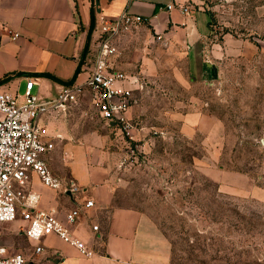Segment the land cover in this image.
Listing matches in <instances>:
<instances>
[{
  "label": "rangeland",
  "instance_id": "rangeland-1",
  "mask_svg": "<svg viewBox=\"0 0 264 264\" xmlns=\"http://www.w3.org/2000/svg\"><path fill=\"white\" fill-rule=\"evenodd\" d=\"M188 1L230 54L200 79L184 51L140 26L117 38L124 62L140 59L145 91L133 140L118 124L92 126L110 154L114 204L143 213L174 264H264V194L251 191L264 189V0ZM24 92L13 93L19 105ZM202 112L220 122L207 135L175 117Z\"/></svg>",
  "mask_w": 264,
  "mask_h": 264
},
{
  "label": "crops",
  "instance_id": "crops-1",
  "mask_svg": "<svg viewBox=\"0 0 264 264\" xmlns=\"http://www.w3.org/2000/svg\"><path fill=\"white\" fill-rule=\"evenodd\" d=\"M99 2L100 13L95 5L96 22L101 17L118 18L126 10L144 17L141 32L150 31L170 49L184 51L197 78L214 73L211 61L230 54L231 44L223 47L211 38L208 12L194 11L188 0ZM95 3L96 0H0V92L13 94L34 79L35 94L42 100L55 98L68 85L45 75L68 83L78 69L79 74L71 85H82L90 75L98 50L95 28L88 41ZM169 4L175 7L168 10ZM184 6L188 7V14L182 10ZM131 37H125L124 45H128ZM132 58L129 63L124 62L119 52L114 69L126 75L124 85L133 90L129 113L133 122L134 115L141 109L139 94L145 91V87L139 89L135 80L142 82L145 74L138 69L132 70L140 61L135 56ZM146 74L153 75V68H148ZM87 112H94L89 94L67 114L53 113L40 121L46 131L43 141L53 146L42 159L55 176L72 179L80 185L82 193L72 196L50 189L35 173L31 174L25 190L39 195V209H56L61 219L69 212L80 211L74 234L96 254L86 258L56 235L46 236L41 241L29 239L25 233L28 222L21 215L14 222L3 225L0 245L9 255L25 256L28 264H174L169 245L143 213L115 206L110 154L101 148V138L92 127L106 120L95 113V119L90 120L85 116ZM175 117L182 122L184 130L189 131L191 127L203 135L213 132L220 123L203 112ZM221 184V189L226 187ZM228 188L246 191L237 186ZM254 190L264 194L262 188L251 187V191ZM88 200L94 202V207L85 208ZM94 226L98 230L95 231ZM38 247L42 248L40 254L36 253Z\"/></svg>",
  "mask_w": 264,
  "mask_h": 264
},
{
  "label": "built area",
  "instance_id": "built-area-1",
  "mask_svg": "<svg viewBox=\"0 0 264 264\" xmlns=\"http://www.w3.org/2000/svg\"><path fill=\"white\" fill-rule=\"evenodd\" d=\"M174 7V4H169L168 10ZM182 10L189 13L186 6ZM144 23V17L128 10L115 19L98 18L95 25L98 50L89 77L82 85L65 87L55 98L42 100L35 94L34 79L26 83L22 97L24 103L21 105L17 103L18 96L0 92V238L3 225L14 222L21 215L28 222L25 233L29 239L41 241L46 236L56 235L84 257H94V250L73 231L80 211L69 212L65 219H61L56 209H39V195L25 189L31 174L35 173L42 184L50 189L72 196L82 193L80 185L72 179L55 176L42 159V155L53 146L43 141L46 131L40 121L53 113L67 114L71 108L80 105L87 94L94 111L85 114L88 119L94 120L97 114L106 121L118 124L131 140L134 139V127L129 118L133 90L124 85L126 75L114 69L115 59L119 55L115 41ZM135 81L143 90L145 84L138 79ZM92 207L94 202L86 201L85 208ZM94 230H98V227L94 226ZM41 252L42 248L38 247L36 253ZM28 263L25 256L9 255L7 249L0 245V264Z\"/></svg>",
  "mask_w": 264,
  "mask_h": 264
},
{
  "label": "trees",
  "instance_id": "trees-1",
  "mask_svg": "<svg viewBox=\"0 0 264 264\" xmlns=\"http://www.w3.org/2000/svg\"><path fill=\"white\" fill-rule=\"evenodd\" d=\"M95 24H96V14H95V4H93V9H92V26H91V29H90V32L88 34V41L91 40V36H92V33L94 31V28H95ZM79 74V69L76 71L74 77L72 78V80L68 83H65V82H62L61 80H59L58 78L54 77V76H50V75H45L46 77L48 78H51L52 80L56 81V82H60V83H64L68 86H72V82L76 79L77 75Z\"/></svg>",
  "mask_w": 264,
  "mask_h": 264
},
{
  "label": "water",
  "instance_id": "water-1",
  "mask_svg": "<svg viewBox=\"0 0 264 264\" xmlns=\"http://www.w3.org/2000/svg\"><path fill=\"white\" fill-rule=\"evenodd\" d=\"M95 5H96V7H97V12L100 13V8H99V6H100V2H99V0H96Z\"/></svg>",
  "mask_w": 264,
  "mask_h": 264
}]
</instances>
